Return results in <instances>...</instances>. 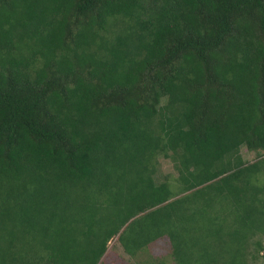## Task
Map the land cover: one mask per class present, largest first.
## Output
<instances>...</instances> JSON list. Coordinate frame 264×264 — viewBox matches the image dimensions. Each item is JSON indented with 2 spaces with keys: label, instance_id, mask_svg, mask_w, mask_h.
I'll return each mask as SVG.
<instances>
[{
  "label": "trees",
  "instance_id": "1",
  "mask_svg": "<svg viewBox=\"0 0 264 264\" xmlns=\"http://www.w3.org/2000/svg\"><path fill=\"white\" fill-rule=\"evenodd\" d=\"M261 233L264 0H0V264H97L116 234L250 264Z\"/></svg>",
  "mask_w": 264,
  "mask_h": 264
},
{
  "label": "rangeland",
  "instance_id": "2",
  "mask_svg": "<svg viewBox=\"0 0 264 264\" xmlns=\"http://www.w3.org/2000/svg\"><path fill=\"white\" fill-rule=\"evenodd\" d=\"M239 154L244 162L254 161L256 153L248 151L244 147H240ZM159 166L155 173L156 180H162L164 176L172 179L175 176V171L172 168L171 162L165 158H159ZM255 241H259L261 249L255 253ZM251 253L256 254V257L249 260L250 264H264V234L253 236L248 242ZM175 264L170 257V245L165 236L158 237L144 246L143 249L136 251L132 255L126 254L122 246L117 240V234L110 238L106 244V249L97 264Z\"/></svg>",
  "mask_w": 264,
  "mask_h": 264
}]
</instances>
